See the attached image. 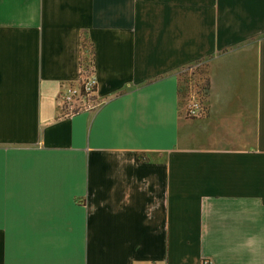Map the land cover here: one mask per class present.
Here are the masks:
<instances>
[{
    "label": "crops",
    "instance_id": "0c3cea01",
    "mask_svg": "<svg viewBox=\"0 0 264 264\" xmlns=\"http://www.w3.org/2000/svg\"><path fill=\"white\" fill-rule=\"evenodd\" d=\"M259 32L264 0H0V264H264Z\"/></svg>",
    "mask_w": 264,
    "mask_h": 264
},
{
    "label": "built area",
    "instance_id": "2783aa9c",
    "mask_svg": "<svg viewBox=\"0 0 264 264\" xmlns=\"http://www.w3.org/2000/svg\"><path fill=\"white\" fill-rule=\"evenodd\" d=\"M95 93V81L92 77L83 80H76L74 83L65 85L61 94L57 98L58 107L66 114H72L81 110L93 109L96 102L93 98ZM186 118H196L201 116V105L196 100L188 101L183 108ZM199 264H209L207 260L200 261Z\"/></svg>",
    "mask_w": 264,
    "mask_h": 264
},
{
    "label": "rangeland",
    "instance_id": "374dc122",
    "mask_svg": "<svg viewBox=\"0 0 264 264\" xmlns=\"http://www.w3.org/2000/svg\"><path fill=\"white\" fill-rule=\"evenodd\" d=\"M263 35H264V32L258 33V36H263ZM80 56L84 59V61L82 62V68H81V74H79L80 76L79 80H83L90 76V67L87 66V69H89L88 73L86 72L84 68L85 62L88 59V49L85 46L81 47ZM195 66H197L196 67L197 69L192 71L193 74L189 75V73L188 74L186 73V74L180 75L181 77H180V83L178 85L179 86L178 89H180L182 95L179 94L178 102L182 108L185 107L188 101H191L194 99L195 94H196L195 92H197L196 87H198L197 83L200 82V79H201L200 77H202L201 75V71L203 69L201 67L202 65L199 66L195 64Z\"/></svg>",
    "mask_w": 264,
    "mask_h": 264
},
{
    "label": "trees",
    "instance_id": "16d2710c",
    "mask_svg": "<svg viewBox=\"0 0 264 264\" xmlns=\"http://www.w3.org/2000/svg\"><path fill=\"white\" fill-rule=\"evenodd\" d=\"M83 46H84V44L82 43V45L80 46V49ZM85 47H87V46H85ZM83 61H84V59L80 56V59L78 61L79 62V74H81V68H82V62ZM87 66L90 67V58L87 59V61L85 62V65H84V68H85L86 72L88 73L89 72V69H87ZM196 67L197 66L194 65L193 67H190V69H189L188 72H185V73H182V74H186V73L187 74L189 73V75L190 74H193L192 71L195 70V69H197ZM201 75H202V77H200L201 78L200 79V82L197 83L198 87H196L197 92H195L196 94H195L194 100H196V101H198L200 103L201 109H202V114H204L205 113V107H204V104H203V100H204V98L207 95L208 81H207V78L205 76V73H204L203 69L201 71ZM179 94L182 95L180 89L178 90V96H179Z\"/></svg>",
    "mask_w": 264,
    "mask_h": 264
}]
</instances>
